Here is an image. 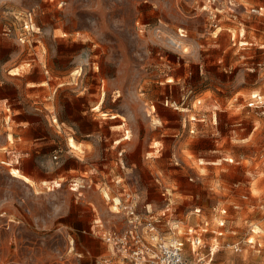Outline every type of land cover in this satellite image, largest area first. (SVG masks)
I'll return each mask as SVG.
<instances>
[{"label": "rangeland", "instance_id": "1", "mask_svg": "<svg viewBox=\"0 0 264 264\" xmlns=\"http://www.w3.org/2000/svg\"><path fill=\"white\" fill-rule=\"evenodd\" d=\"M252 6L0 0V264H98L132 208L185 253L188 225L207 222L205 241L222 232L199 250L211 264H264Z\"/></svg>", "mask_w": 264, "mask_h": 264}, {"label": "built area", "instance_id": "2", "mask_svg": "<svg viewBox=\"0 0 264 264\" xmlns=\"http://www.w3.org/2000/svg\"><path fill=\"white\" fill-rule=\"evenodd\" d=\"M229 5L234 7L235 3L229 2ZM262 9L264 7L252 6L248 11L264 15ZM262 78H264V69H262ZM253 98L257 100V94ZM130 214L133 217L128 220L127 226L122 231L115 233L107 230L101 234V239L107 245L108 254L102 256L98 264H211V256L199 253L200 248H207L209 253L213 254L219 244L217 231H211L213 235L205 241L207 222H201L195 227H187L186 242L191 251L185 253L183 247L185 241L175 237L168 239L161 235L153 216L142 217L139 213L134 214L133 208ZM231 247L234 251L239 250L236 243Z\"/></svg>", "mask_w": 264, "mask_h": 264}, {"label": "bare ground", "instance_id": "3", "mask_svg": "<svg viewBox=\"0 0 264 264\" xmlns=\"http://www.w3.org/2000/svg\"><path fill=\"white\" fill-rule=\"evenodd\" d=\"M68 144H69V147H77L75 141L73 140V138H69L68 139ZM11 174L14 175L15 177H18V178H23L24 180H28V178L24 175H21L19 172H17L16 170L14 169H11ZM26 182V181H25Z\"/></svg>", "mask_w": 264, "mask_h": 264}, {"label": "crops", "instance_id": "4", "mask_svg": "<svg viewBox=\"0 0 264 264\" xmlns=\"http://www.w3.org/2000/svg\"><path fill=\"white\" fill-rule=\"evenodd\" d=\"M188 226H189V225H188ZM220 232H221V231H220ZM220 232H219V230L217 231V234H219V236H221V233H222V232H221V233H220ZM174 234H175V233H174ZM166 238L169 239L170 237L167 236ZM175 238H178V237L175 236ZM180 239H181V238H180Z\"/></svg>", "mask_w": 264, "mask_h": 264}]
</instances>
